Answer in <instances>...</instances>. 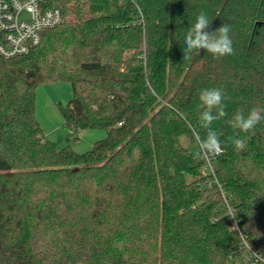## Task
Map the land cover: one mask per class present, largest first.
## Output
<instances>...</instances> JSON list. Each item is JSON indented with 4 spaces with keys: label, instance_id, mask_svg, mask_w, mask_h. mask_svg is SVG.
<instances>
[{
    "label": "trees",
    "instance_id": "16d2710c",
    "mask_svg": "<svg viewBox=\"0 0 264 264\" xmlns=\"http://www.w3.org/2000/svg\"><path fill=\"white\" fill-rule=\"evenodd\" d=\"M65 21L39 46L0 55V264H264V0H48ZM231 25L234 52L184 60L199 13ZM70 83L56 106L69 132L107 136L58 150L36 116L41 85ZM219 88L222 153L205 171L199 93ZM233 138L244 141L237 149ZM257 253L263 261H260Z\"/></svg>",
    "mask_w": 264,
    "mask_h": 264
},
{
    "label": "clouds",
    "instance_id": "9594fccd",
    "mask_svg": "<svg viewBox=\"0 0 264 264\" xmlns=\"http://www.w3.org/2000/svg\"><path fill=\"white\" fill-rule=\"evenodd\" d=\"M210 25L211 21L208 16L201 12L197 15L195 23L187 28L183 47L184 60L192 58V53L199 55L201 49L216 58L233 54V41L230 36L231 25L224 22L220 27L209 32ZM225 99V94L219 88L203 89L199 93L202 109L199 114V124L208 131L204 138L197 140L198 155H204L208 159L216 157L223 151L220 134L212 130L211 125L214 121L227 115ZM262 121H264V109L253 108L247 115L237 111L228 120V124L233 129L247 133L254 130ZM232 143L237 149L244 147V141L239 138H233Z\"/></svg>",
    "mask_w": 264,
    "mask_h": 264
},
{
    "label": "built area",
    "instance_id": "2783aa9c",
    "mask_svg": "<svg viewBox=\"0 0 264 264\" xmlns=\"http://www.w3.org/2000/svg\"><path fill=\"white\" fill-rule=\"evenodd\" d=\"M64 21L62 9L49 6L48 0H0V55L10 59L28 54L41 44L47 31ZM202 156L205 171L215 176L216 157ZM254 255L263 261L257 253Z\"/></svg>",
    "mask_w": 264,
    "mask_h": 264
},
{
    "label": "rangeland",
    "instance_id": "374dc122",
    "mask_svg": "<svg viewBox=\"0 0 264 264\" xmlns=\"http://www.w3.org/2000/svg\"><path fill=\"white\" fill-rule=\"evenodd\" d=\"M38 102L40 106V122L44 131L49 134V140H51L58 150H62L67 146H71L72 149L78 153H85L94 147L95 143L99 140H103L107 136V132L104 130H86L83 131L79 140H77L76 133H71L68 129L61 124L60 115L56 114L57 120H49L47 116H44L45 108L43 103L47 104L48 101L54 103L61 102L67 106L73 100V88L70 83H52L41 85L37 91ZM55 111V110H54ZM57 113V112H56ZM181 142L188 150L194 153L199 152L198 144L191 142L188 138H181Z\"/></svg>",
    "mask_w": 264,
    "mask_h": 264
},
{
    "label": "crops",
    "instance_id": "0c3cea01",
    "mask_svg": "<svg viewBox=\"0 0 264 264\" xmlns=\"http://www.w3.org/2000/svg\"><path fill=\"white\" fill-rule=\"evenodd\" d=\"M38 91V90H37ZM43 107L45 108V111L46 112H44V116H47L48 117V119L49 120H51V121H55V120H57L58 119V117H57V115L56 114H59L60 115V125L61 124H63L64 125V123H65V121H64V118L62 117V115L60 114V112H59V110H58V108H57V106H56V103H54V102H52V101H48L47 102V104H45V103H43ZM55 110V111H54ZM57 112V113H56ZM40 106H39V102H38V95H37V108H36V116L38 117V119L41 121V119L42 118H40ZM44 130H45V128H44ZM83 131H81V132H79V133H77L76 135H77V140H79L80 138H79V136H80V134L82 133ZM45 133H46V131H45ZM72 133V132H71ZM47 134H49L48 132L46 133V135ZM47 137H48V135H47ZM48 139H49V137H48ZM100 141V140H99ZM98 142V141H97ZM92 149V148H91ZM90 149V150H91ZM90 150H88V151H90ZM87 151V152H88ZM86 153V152H85ZM81 154H83V153H81Z\"/></svg>",
    "mask_w": 264,
    "mask_h": 264
}]
</instances>
